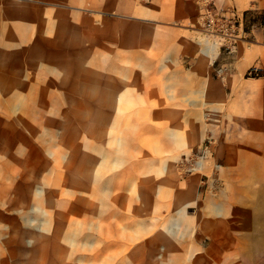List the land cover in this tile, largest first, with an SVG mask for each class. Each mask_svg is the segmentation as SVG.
<instances>
[{
    "label": "rangeland",
    "instance_id": "1",
    "mask_svg": "<svg viewBox=\"0 0 264 264\" xmlns=\"http://www.w3.org/2000/svg\"><path fill=\"white\" fill-rule=\"evenodd\" d=\"M28 1L0 63V264H264L257 88L231 85L264 12L231 50L206 0Z\"/></svg>",
    "mask_w": 264,
    "mask_h": 264
},
{
    "label": "crops",
    "instance_id": "2",
    "mask_svg": "<svg viewBox=\"0 0 264 264\" xmlns=\"http://www.w3.org/2000/svg\"><path fill=\"white\" fill-rule=\"evenodd\" d=\"M189 1L192 2V7H196L194 0ZM216 3L220 8L235 9L239 12L251 10L264 12V0H216ZM180 6V4L176 5V7ZM30 11L31 8L28 0H14L0 6L1 64H5L4 61H6V58L8 60L9 57H13L15 55V47L18 43H22L23 47L25 41L29 43L31 36ZM258 36L264 42V27L258 32ZM237 60L240 66V75L239 73L235 75L237 77L234 78V81L231 82V85L237 86L236 88H238V85H244L247 88H257L253 94H248L250 92V90H248L246 92L247 95L245 94L244 97L249 103L255 104V112H257V115L255 113V115L252 114L251 117H247V132L249 134L264 135V77L257 79H238V77L244 74L252 64L261 63L264 66V44H257L252 49L247 51L240 47V51L237 53ZM2 69H5V66H2ZM238 82L241 84H238ZM185 121L187 122L188 120H184V125L186 124ZM230 124L231 122L227 124L226 127L229 128ZM213 127L212 130L215 132H217L219 129H222L217 122L213 124Z\"/></svg>",
    "mask_w": 264,
    "mask_h": 264
},
{
    "label": "built area",
    "instance_id": "3",
    "mask_svg": "<svg viewBox=\"0 0 264 264\" xmlns=\"http://www.w3.org/2000/svg\"><path fill=\"white\" fill-rule=\"evenodd\" d=\"M205 8L204 22L207 31L221 38L227 48L233 50L234 44L245 37V12L220 8L215 0H206ZM255 70L259 68L256 67Z\"/></svg>",
    "mask_w": 264,
    "mask_h": 264
},
{
    "label": "bare ground",
    "instance_id": "4",
    "mask_svg": "<svg viewBox=\"0 0 264 264\" xmlns=\"http://www.w3.org/2000/svg\"><path fill=\"white\" fill-rule=\"evenodd\" d=\"M219 48H220V39L216 38L210 48H209V52L211 53L212 57L215 58L216 55H218L217 53L219 52ZM216 204V203H215ZM220 204V203H219ZM221 205H219L220 207ZM214 208V207H213ZM220 209V208H219Z\"/></svg>",
    "mask_w": 264,
    "mask_h": 264
}]
</instances>
